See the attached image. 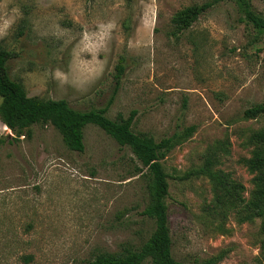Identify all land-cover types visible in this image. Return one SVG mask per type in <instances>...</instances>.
<instances>
[{
	"label": "rangeland",
	"instance_id": "rangeland-1",
	"mask_svg": "<svg viewBox=\"0 0 264 264\" xmlns=\"http://www.w3.org/2000/svg\"><path fill=\"white\" fill-rule=\"evenodd\" d=\"M211 1L0 0V44L28 97L85 112L115 92L106 115L135 111L132 130L157 142L194 126L161 161L173 257L264 264L253 213L263 170L248 169L264 114L243 117L264 104V35L239 23L229 1L171 34L174 13ZM249 1L264 17V0ZM0 130V264H87L149 238L146 170L128 148L92 125L82 153L49 124L17 140L1 121Z\"/></svg>",
	"mask_w": 264,
	"mask_h": 264
},
{
	"label": "trees",
	"instance_id": "trees-1",
	"mask_svg": "<svg viewBox=\"0 0 264 264\" xmlns=\"http://www.w3.org/2000/svg\"><path fill=\"white\" fill-rule=\"evenodd\" d=\"M227 1L233 4L239 23L250 26L264 35V17L252 9L249 0H212L184 7L171 17V34L175 37L181 35L214 5ZM22 29V27L18 29V36L23 34ZM13 56V53L0 44V121L12 132L16 140L21 136L30 137L29 128L33 125L49 124L58 131L69 150L82 153L85 148L84 129L92 125L102 130L120 147L128 148L146 170L149 203L141 214L154 222L151 235L138 249L126 250L122 253L99 252L87 264H145L146 262L182 264L172 255L169 218L165 205V198L168 195V176L163 170L161 161L176 145L188 139L195 131V127H188L181 135H173L157 142L149 134L135 133L132 130L135 111H131L127 117L117 114L114 119L106 115L115 92L104 108L85 112L71 108L65 100L28 97L23 84L9 76L7 64ZM123 71V58H120L115 67L114 78L117 82ZM263 114L264 104H256L246 109L243 117L253 119ZM254 137L256 142L262 143V146L254 149L248 161V169L252 173L263 170L257 180L258 187L261 188L257 193L258 197L255 195L254 198L253 213L261 221L260 232L264 236V131ZM261 253L264 257V243L261 244ZM220 260V256H214L193 264H218Z\"/></svg>",
	"mask_w": 264,
	"mask_h": 264
},
{
	"label": "built area",
	"instance_id": "built-area-1",
	"mask_svg": "<svg viewBox=\"0 0 264 264\" xmlns=\"http://www.w3.org/2000/svg\"><path fill=\"white\" fill-rule=\"evenodd\" d=\"M7 130L10 131L9 129H7ZM0 134H2L1 130H0ZM10 136H11V134H10Z\"/></svg>",
	"mask_w": 264,
	"mask_h": 264
},
{
	"label": "water",
	"instance_id": "water-1",
	"mask_svg": "<svg viewBox=\"0 0 264 264\" xmlns=\"http://www.w3.org/2000/svg\"><path fill=\"white\" fill-rule=\"evenodd\" d=\"M8 138H10V135H9V137Z\"/></svg>",
	"mask_w": 264,
	"mask_h": 264
},
{
	"label": "crops",
	"instance_id": "crops-1",
	"mask_svg": "<svg viewBox=\"0 0 264 264\" xmlns=\"http://www.w3.org/2000/svg\"><path fill=\"white\" fill-rule=\"evenodd\" d=\"M3 125V124H2ZM4 126V125H3ZM5 127V126H4Z\"/></svg>",
	"mask_w": 264,
	"mask_h": 264
}]
</instances>
